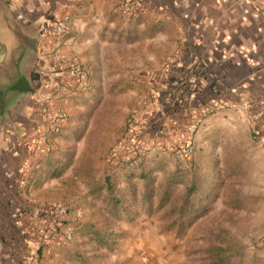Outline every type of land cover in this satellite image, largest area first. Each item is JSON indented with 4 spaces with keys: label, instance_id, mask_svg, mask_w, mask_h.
Segmentation results:
<instances>
[{
    "label": "crops",
    "instance_id": "1",
    "mask_svg": "<svg viewBox=\"0 0 264 264\" xmlns=\"http://www.w3.org/2000/svg\"><path fill=\"white\" fill-rule=\"evenodd\" d=\"M121 1L0 0V73L9 55L5 36L24 31L29 37V46L13 52L12 60L21 68L24 63L27 90L13 101L9 114L0 117V264H22L29 254H36L40 264H178L172 258V231L158 214L114 219L104 210L103 196L109 191L120 195L131 173L137 174L145 161L138 166L136 158L130 165L111 164L103 170L65 167L60 161L65 156L62 149L74 144L70 135L77 113L99 92L103 98L90 127L101 123L98 119L104 114L109 118L108 112L126 111L120 127H112L111 120L103 124L105 134H110L109 156L113 150L127 153L142 143L154 146L148 155L158 160L171 156L172 147L190 143L193 154L186 167L167 172L189 176L190 185L200 172L212 174L194 163L208 157L216 136L219 151L225 150L220 136L226 132L241 149L242 131L252 148L249 152L264 154V146L252 138L254 126L264 131V0H141L136 18L122 13ZM65 14L70 19L62 36L42 25L46 18ZM44 47L65 57L76 55L89 75L86 87L77 89L50 59L38 60ZM56 81L68 86L57 102L67 109L69 122L51 135L48 145L35 146L31 140L46 131L39 96ZM150 87L155 103L149 98ZM219 100L235 107L202 116ZM134 110L145 115L129 128ZM251 112L259 115L258 121H251ZM195 117L200 124L191 132ZM84 135L75 143L79 149ZM163 142L165 149L158 147ZM56 148L61 150L53 154ZM85 152L96 158L107 151L85 147ZM100 185L104 186L98 191ZM50 206H60L61 214L50 217L44 212ZM50 220L58 234L72 228V237L45 244L35 227ZM94 227L119 234L112 249L97 247L87 238L86 232ZM141 251L155 254L153 261L139 262Z\"/></svg>",
    "mask_w": 264,
    "mask_h": 264
},
{
    "label": "rangeland",
    "instance_id": "2",
    "mask_svg": "<svg viewBox=\"0 0 264 264\" xmlns=\"http://www.w3.org/2000/svg\"><path fill=\"white\" fill-rule=\"evenodd\" d=\"M3 35L4 33L0 31V38L4 37ZM13 36L11 34L5 36L6 41L9 42V55H7V63L0 73V86L7 80L5 72L13 64V52H21L29 46V37L24 31L14 32ZM21 65L22 68H20L23 70L24 63ZM102 81L107 86L108 83L105 80ZM14 90L16 91L15 88L9 89V93H7H14ZM6 91L8 90L5 89ZM102 98L103 95L100 92L97 93L95 97L87 100L86 105L77 113L76 125L70 135V141L74 144L62 149L65 153L64 158L60 159L64 163L63 166L103 170L111 164H120L118 160L109 156L110 151L108 152L109 146L107 148L106 141L110 140V134H105L103 124H105V120H111L112 127H120L126 111L118 109L108 112L109 118L104 114L103 118L98 119L101 123L94 127L92 124L90 127L91 115L99 106ZM12 103L8 105L7 111L2 116L9 114ZM240 134L241 149L237 147L238 143L234 141V137L226 132L220 136L222 141H225L224 151H219L218 143L221 141L216 136L209 149L208 157L198 159L197 163L193 161L196 168L212 170L211 175L202 171L199 175L194 176L195 182L201 184L202 192L210 194L208 199L201 201L202 206L209 208L205 214L180 234L173 228L168 229L173 234V237L170 238L172 258L178 264H215L217 262L218 264H264V154L260 150L255 154L249 152L252 151V148L245 141L244 132L241 131ZM83 135L86 136L85 139L83 138L85 144H82L83 149L82 146L79 149L75 143ZM85 147L90 152L106 149V154L109 157L106 154L96 158L85 156ZM53 150L52 152L55 154L61 149ZM143 159L145 167H161L160 171H157L159 179L175 175L167 173L171 167H176V169L186 167L185 164L183 167H179L180 164L172 156L167 155L157 160L154 155L147 154ZM57 161L58 159L54 158L52 163L57 165ZM193 163L191 161L187 166L191 167ZM177 176L179 177V175ZM181 180H184L188 185L189 176L182 174ZM183 189L184 185H180L176 193L179 195ZM153 214L160 216L165 222L164 227L166 228L167 219L163 216L164 209ZM205 215L207 216L204 217ZM140 257L141 261L139 262L141 263L151 262L155 254L150 251H141Z\"/></svg>",
    "mask_w": 264,
    "mask_h": 264
},
{
    "label": "trees",
    "instance_id": "3",
    "mask_svg": "<svg viewBox=\"0 0 264 264\" xmlns=\"http://www.w3.org/2000/svg\"><path fill=\"white\" fill-rule=\"evenodd\" d=\"M12 63L11 67L5 72L7 80L0 86V116L7 111V107L11 102L27 90V78L20 68L19 61ZM14 88L16 91L14 90V93L8 94L9 89L13 90ZM5 89L8 91L5 92ZM132 152L133 150H130L127 154H132ZM135 159L136 157L131 156L126 165L132 164ZM115 160L120 162L119 159ZM138 160V166H142L144 159L139 158ZM183 165L180 164L179 167H183ZM160 168V166L145 167L144 165L137 174L131 173L127 187L120 195H111L109 191L107 195L103 196V202L106 204L104 210L114 219L131 220L140 213L151 215L164 209L163 216L167 219L166 228H173L180 234L207 212L209 207L202 206L201 201L208 199L210 194L202 192L201 184H197L195 181L190 185H186L184 180H181L177 174L159 179L157 171ZM133 178H136V180H133ZM180 185H184V189L178 195L176 191ZM103 186L100 185L98 191ZM86 235L97 247L108 250L112 249L116 238L119 236L118 233L110 231L107 227L90 228ZM215 264H218V262Z\"/></svg>",
    "mask_w": 264,
    "mask_h": 264
},
{
    "label": "built area",
    "instance_id": "4",
    "mask_svg": "<svg viewBox=\"0 0 264 264\" xmlns=\"http://www.w3.org/2000/svg\"><path fill=\"white\" fill-rule=\"evenodd\" d=\"M141 0H122L120 2V10L122 13L128 17L136 18L139 15ZM69 15L65 14L59 19L46 18L43 22L44 28L55 36H62L69 24ZM50 59L53 64H56L61 70L68 73L72 83L77 89L86 87L88 82V72L83 67L81 61L76 55H71L68 57L63 56L57 50L50 48H42L38 55V60L45 61ZM168 60L162 65V71H166L168 67ZM151 76H155V72L150 73ZM68 89L67 83L56 81L50 91L44 92L39 96V113L42 117L43 123L45 124L46 131L40 135L34 137L31 142L33 145L37 146L39 144L48 145L50 143L51 135L59 134L62 129L69 122V113L67 109L57 102L58 97ZM149 98L152 102L157 101L154 89L149 88ZM235 106L227 101H217L211 107L205 109L201 114L202 116L209 115L215 112L233 109ZM145 113L134 110L128 120V127L131 128L143 118ZM251 121H258L259 115L255 112L250 113ZM200 124V118L194 119L192 126L190 128L191 132H194ZM252 138L264 146V131L258 127L254 126L252 130ZM159 148L165 149V143H160ZM154 149L153 145H146L138 143L131 154L120 153L116 150L111 151L110 157L119 159L121 163H127L131 156L136 158H143L150 151ZM170 154L172 158L178 164H184L185 161L193 154V146L190 143L182 142L170 149ZM46 214L50 217L59 216L61 214L60 206H50L44 209ZM35 231L40 234L42 241L45 244H51L55 240L70 239L73 234V229H68L65 233L58 234L55 221H48L45 225L35 227ZM22 264H40L39 258L36 254H29L25 256Z\"/></svg>",
    "mask_w": 264,
    "mask_h": 264
}]
</instances>
